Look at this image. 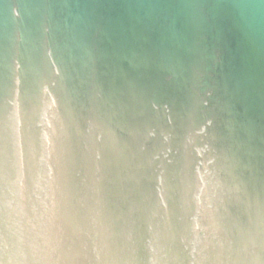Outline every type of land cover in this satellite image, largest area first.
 <instances>
[{"label":"water","instance_id":"water-1","mask_svg":"<svg viewBox=\"0 0 264 264\" xmlns=\"http://www.w3.org/2000/svg\"><path fill=\"white\" fill-rule=\"evenodd\" d=\"M0 264H264V0H0Z\"/></svg>","mask_w":264,"mask_h":264}]
</instances>
